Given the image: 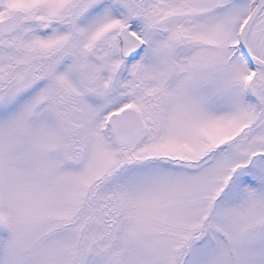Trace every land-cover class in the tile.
Instances as JSON below:
<instances>
[{
    "label": "snow or ice",
    "instance_id": "snow-or-ice-1",
    "mask_svg": "<svg viewBox=\"0 0 264 264\" xmlns=\"http://www.w3.org/2000/svg\"><path fill=\"white\" fill-rule=\"evenodd\" d=\"M0 264H264V0H0Z\"/></svg>",
    "mask_w": 264,
    "mask_h": 264
}]
</instances>
